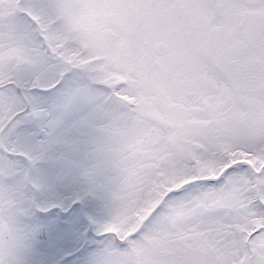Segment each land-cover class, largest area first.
Returning a JSON list of instances; mask_svg holds the SVG:
<instances>
[{
	"label": "snow or ice",
	"instance_id": "snow-or-ice-1",
	"mask_svg": "<svg viewBox=\"0 0 264 264\" xmlns=\"http://www.w3.org/2000/svg\"><path fill=\"white\" fill-rule=\"evenodd\" d=\"M56 160L89 264H264V0H0V216Z\"/></svg>",
	"mask_w": 264,
	"mask_h": 264
},
{
	"label": "flooded vegetation",
	"instance_id": "flooded-vegetation-1",
	"mask_svg": "<svg viewBox=\"0 0 264 264\" xmlns=\"http://www.w3.org/2000/svg\"><path fill=\"white\" fill-rule=\"evenodd\" d=\"M37 200L34 211L27 213L19 206L0 216V225H7L9 236L27 244L23 264H89L99 238L97 224L87 215L85 199L76 208V223L72 206L61 208L42 191Z\"/></svg>",
	"mask_w": 264,
	"mask_h": 264
},
{
	"label": "rangeland",
	"instance_id": "rangeland-1",
	"mask_svg": "<svg viewBox=\"0 0 264 264\" xmlns=\"http://www.w3.org/2000/svg\"><path fill=\"white\" fill-rule=\"evenodd\" d=\"M82 167L76 168L69 166L63 161L41 162L35 171V178L42 186V192L49 195L55 204L61 208L72 206L75 209L73 223L79 221L76 214V208L81 206L82 200L80 193L86 186V178L82 175ZM50 199V198H49ZM87 215L93 221L95 219L97 228L100 223L106 219L105 214L101 211L99 203L92 198H85ZM78 211V209H77ZM56 224V223H55ZM57 225V224H56ZM25 254L23 253V256Z\"/></svg>",
	"mask_w": 264,
	"mask_h": 264
},
{
	"label": "clouds",
	"instance_id": "clouds-1",
	"mask_svg": "<svg viewBox=\"0 0 264 264\" xmlns=\"http://www.w3.org/2000/svg\"><path fill=\"white\" fill-rule=\"evenodd\" d=\"M27 244L9 236L7 225H0V258L8 264H23V253Z\"/></svg>",
	"mask_w": 264,
	"mask_h": 264
}]
</instances>
